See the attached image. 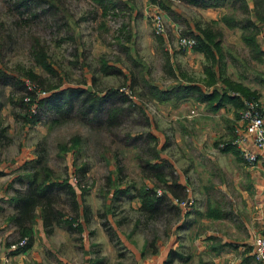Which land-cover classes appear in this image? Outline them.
<instances>
[{"label": "rangeland", "instance_id": "obj_1", "mask_svg": "<svg viewBox=\"0 0 264 264\" xmlns=\"http://www.w3.org/2000/svg\"><path fill=\"white\" fill-rule=\"evenodd\" d=\"M228 13L180 0H0V264L19 254L25 264H202L191 246L201 229L186 219L201 203L191 192L200 100L179 87L212 77L187 65L178 38L194 47V33ZM212 29L235 68L261 71L238 30ZM41 170L50 178L40 196L21 175ZM178 176L192 186L186 213L174 202L185 190L166 198ZM146 189L151 211L137 197Z\"/></svg>", "mask_w": 264, "mask_h": 264}, {"label": "crops", "instance_id": "obj_2", "mask_svg": "<svg viewBox=\"0 0 264 264\" xmlns=\"http://www.w3.org/2000/svg\"><path fill=\"white\" fill-rule=\"evenodd\" d=\"M211 12L212 10H207L205 15L214 19L210 16ZM212 13L214 15V12ZM260 33L264 34L263 28ZM260 33L257 38L261 40ZM259 39H256L258 46L264 51V43L260 46ZM218 49L221 60L217 66H212L213 84L205 86L202 83L198 86L190 83L185 86L189 87V90L183 95L184 100L193 97L200 100L199 103H194L198 107L197 119L201 122L199 131L203 130L202 141L193 143V147L203 155L197 165V188L191 190V184L189 187L181 176L173 183L185 192L187 189L191 190L201 201L186 219L188 226L196 224L201 229L196 238L192 236L194 239L191 246L197 255L205 257L202 264H264L253 260L250 249L254 237H264V151L257 150L251 137L245 135L244 123L240 119L244 104L253 102L258 108L264 127V66L258 74H250L235 68L237 66L233 64L232 59L225 58L221 42ZM212 51L214 58L218 60V54L215 50ZM182 57L183 60L186 58L189 61L187 65L193 70L202 74V69L207 68V72H210L209 64L204 63V55L201 52L184 49ZM191 60L195 61L196 65L191 64ZM218 69L221 70V75L218 74ZM218 76L240 84L251 98L246 99L227 90L218 81ZM213 90L216 96L203 100V97L210 96ZM189 101H184L182 105L186 110V103ZM237 137H243V141L235 144ZM242 151L254 155L256 161L251 165L245 163L240 156ZM22 164L25 162H16V169ZM190 195V192L186 194L188 198L185 201L191 200ZM166 198L170 202L175 200L169 192ZM209 211L214 213V219L205 216ZM24 256L25 254H19L13 259L19 261L18 264H25Z\"/></svg>", "mask_w": 264, "mask_h": 264}, {"label": "trees", "instance_id": "obj_3", "mask_svg": "<svg viewBox=\"0 0 264 264\" xmlns=\"http://www.w3.org/2000/svg\"><path fill=\"white\" fill-rule=\"evenodd\" d=\"M18 1V0H17ZM23 1V0H20ZM98 3L101 2V0H96ZM184 1L186 3L195 4L196 6H199L200 8H218V7H225L228 9L230 13L225 14L221 16L217 21L211 22L210 24L204 25V28L202 30H199L198 33L195 34V46L193 47L194 50L201 52L204 55L205 63L209 64L210 69V77H212V70L213 67L217 64H219L221 60V56L219 54L218 46L220 45V38L219 33L212 29L214 25L221 24L226 29H236L239 31V40L243 43L245 48L248 50L249 55L251 59L255 62H264V51L260 50L258 43H257V36L260 33V30L264 28V0H248L250 2L249 7L247 4V0H180ZM49 2V1H48ZM212 50H215L218 54V60L214 58V52ZM216 65V66H217ZM213 66V67H212ZM212 68V69H211ZM46 70L50 71L47 67H45ZM204 70L207 71V68H204ZM218 74L221 75V70L218 69ZM218 81L222 84L223 87H226L227 90L233 91L238 93L240 96L245 97L246 99H250L251 96H248L247 90L244 89L240 84H234L228 79H224L221 77H217ZM216 78V80H217ZM213 79V78H212ZM213 84L211 82L209 85ZM67 90V91H65ZM63 93V96L67 97L69 94L78 93L79 91H73L65 89ZM179 90L181 91H188L189 87H179ZM222 92H225L221 90ZM154 92L157 93V95L160 96V94L165 95L164 93L157 92L154 90ZM56 93H54L55 95ZM216 96L215 91L213 90L210 96L203 97V100H210ZM51 96L50 98H52ZM86 98V97H85ZM85 98H83L79 103H82V101H87ZM49 98L46 99V101ZM44 101V102H46ZM84 101V102H85ZM29 103L33 104V101L29 99ZM64 107L67 109L70 108L69 104L64 102L62 103ZM56 111L60 109L59 106L55 107ZM66 111V110H64ZM40 173L43 175L44 178H37L36 175L39 173H35L32 175L31 173H22V178H27L28 181L31 183L36 184L35 186V193L37 195H42L46 188L48 187L46 183H48V179L50 178V175L46 172L41 170ZM156 178L162 182L163 176L161 174H157ZM164 184V183H163ZM152 191L149 190H143L139 193L138 200L140 202L141 208L145 211H151V208L155 207L154 204L157 203V199H153L151 197ZM71 193V192H70ZM170 193L172 197L179 198L182 194V190L179 186H176L175 183L172 182V189L170 190ZM179 196V197H177ZM12 202H19L16 197L11 198ZM161 200V199H159ZM21 202H24V211H26V198L24 201L21 200ZM28 205V204H27ZM205 216L208 219H214V213L212 212H206ZM21 236L23 237H29V230L24 229L21 233ZM21 239H25V238ZM26 245V244H25ZM25 245L23 248H25ZM28 245H26L27 247ZM20 248V249H23ZM20 249H17L16 251H13L12 254H16L19 252Z\"/></svg>", "mask_w": 264, "mask_h": 264}, {"label": "built area", "instance_id": "obj_4", "mask_svg": "<svg viewBox=\"0 0 264 264\" xmlns=\"http://www.w3.org/2000/svg\"><path fill=\"white\" fill-rule=\"evenodd\" d=\"M158 22V19H156V23ZM157 31L161 32L162 27L158 26ZM178 45L182 49H191L194 45L193 39L190 38H184L180 37L178 38ZM240 119L244 123V133L248 137H251L252 142L257 150L264 151V127H263V121L260 118V114L258 111V108L255 103L253 102H247L244 104V108L240 113ZM243 141V137H237V139L234 141L235 144ZM240 156L242 160L247 163L248 165L253 164L256 161V157L252 155L251 153L242 151L240 153ZM178 206L181 207V209L184 211L187 207L190 206V201H183L180 203H177L174 201ZM24 241L19 242L18 244H14L11 246L12 251L16 250V247L23 246ZM250 249H251V255L254 261L257 262H264V237L257 236L254 237L250 243Z\"/></svg>", "mask_w": 264, "mask_h": 264}]
</instances>
